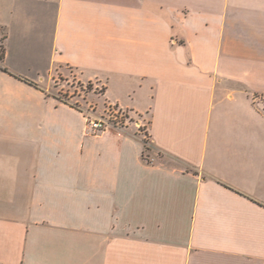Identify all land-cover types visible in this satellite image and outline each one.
Returning a JSON list of instances; mask_svg holds the SVG:
<instances>
[{
	"label": "crops",
	"instance_id": "1",
	"mask_svg": "<svg viewBox=\"0 0 264 264\" xmlns=\"http://www.w3.org/2000/svg\"><path fill=\"white\" fill-rule=\"evenodd\" d=\"M2 35L0 264H264V0H0ZM69 69L138 121L89 134Z\"/></svg>",
	"mask_w": 264,
	"mask_h": 264
},
{
	"label": "rangeland",
	"instance_id": "2",
	"mask_svg": "<svg viewBox=\"0 0 264 264\" xmlns=\"http://www.w3.org/2000/svg\"><path fill=\"white\" fill-rule=\"evenodd\" d=\"M2 38L3 35L0 37V48L2 46ZM52 93L64 102H68L73 105H78V102L82 103V108H85L89 112H94V115H96L97 117H106L110 115L114 119L116 118L114 122L117 123H125L127 121H138V119L135 117H132L131 120H128L129 115H127L125 112L108 106H106L105 108L101 107L102 111L96 113V99L100 97L102 90L99 87L96 88L94 83L82 82L78 80L77 73L72 69H69V71L65 75H58L55 78V81L52 83ZM113 118L111 120H114ZM139 127V134L142 136L143 141H145L146 143V151H151L152 147L148 139L147 132L145 131L146 127ZM161 157V159H163V156ZM169 163L175 164V162Z\"/></svg>",
	"mask_w": 264,
	"mask_h": 264
},
{
	"label": "built area",
	"instance_id": "3",
	"mask_svg": "<svg viewBox=\"0 0 264 264\" xmlns=\"http://www.w3.org/2000/svg\"><path fill=\"white\" fill-rule=\"evenodd\" d=\"M86 128L87 132L91 135H98L106 131L107 129L119 125L121 123L114 122L115 119L108 115L106 117L100 116L92 118L90 116H86ZM114 120H111V119Z\"/></svg>",
	"mask_w": 264,
	"mask_h": 264
},
{
	"label": "trees",
	"instance_id": "4",
	"mask_svg": "<svg viewBox=\"0 0 264 264\" xmlns=\"http://www.w3.org/2000/svg\"><path fill=\"white\" fill-rule=\"evenodd\" d=\"M0 49H1V52H0V62H1L3 60V58H4V49H3V46H1ZM144 148H145V150L147 149L145 141H144Z\"/></svg>",
	"mask_w": 264,
	"mask_h": 264
}]
</instances>
